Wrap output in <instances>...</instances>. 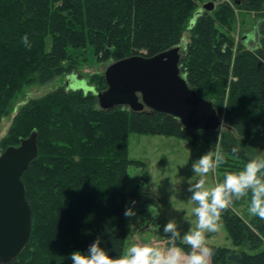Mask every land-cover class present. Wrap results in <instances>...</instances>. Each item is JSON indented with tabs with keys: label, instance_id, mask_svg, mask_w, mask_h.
Instances as JSON below:
<instances>
[{
	"label": "trees",
	"instance_id": "trees-1",
	"mask_svg": "<svg viewBox=\"0 0 264 264\" xmlns=\"http://www.w3.org/2000/svg\"><path fill=\"white\" fill-rule=\"evenodd\" d=\"M206 1L0 0V123L16 92L75 76L78 62L69 48L91 46L100 62H117L176 48L186 33L190 38L181 72L225 122L223 132H201L166 114L103 111L97 93L107 85L100 74L86 80V90L60 87L28 102L0 143L5 151L33 131L39 135V156L22 179L33 215L32 235L11 264H72L70 254L87 252L98 236L110 256L125 252L130 237L125 210L133 201L144 205L139 191L149 179L145 173L144 184L129 190L128 168L144 166L129 159L132 134L176 137L202 154L219 148L226 157L218 167L223 176L241 169L249 154L258 151L256 144L264 143V39L253 49L235 43V11L226 0L191 26ZM231 1L264 18V0ZM25 34L31 48L21 39ZM234 146H239L237 153ZM221 221L233 244L246 250L209 246L215 250L212 264H264L263 218L247 223L227 207Z\"/></svg>",
	"mask_w": 264,
	"mask_h": 264
},
{
	"label": "rangeland",
	"instance_id": "rangeland-1",
	"mask_svg": "<svg viewBox=\"0 0 264 264\" xmlns=\"http://www.w3.org/2000/svg\"><path fill=\"white\" fill-rule=\"evenodd\" d=\"M211 1L214 0H207L203 5ZM218 1L216 7L225 0H220L221 3ZM226 1L230 3L235 11L236 21L233 31L235 43L242 41L247 44L248 49L256 48L258 43L264 39V33L260 31L264 25V18H258V14L236 7L235 2L231 0ZM203 5L200 6V9H203ZM185 38L180 45L182 56L185 53L187 39L190 38L189 33L185 34ZM50 47L51 39H48V51ZM69 54L73 60L78 62V71L74 74L75 76H60L45 86L37 84L24 87L23 90L16 92L12 101H10L8 114L0 123V143L8 135L15 117L25 104L32 100L42 99L60 87H67L69 90L82 89L87 79H93L94 76L99 74L104 75L107 68L114 63L100 62L95 56L94 48L91 46L84 50L69 48ZM96 81L98 82V80ZM221 117L223 126L220 130L223 132L225 122L224 117ZM26 131L27 129L22 130V132ZM256 146L258 151L264 149V143H257ZM3 153L4 150L0 146V155ZM201 155L200 151L176 137L147 134L131 135L129 159L140 161L144 166H130L128 168L129 190L131 191L144 184L145 173L149 179L147 184L139 191L144 205L130 203L128 206L135 210V215L126 216L130 237L126 242L125 252L128 247L137 242L150 243L154 246H166L169 243L167 237L170 234L163 232V224L173 218L177 221L181 235L195 225L196 218L191 211L195 206V202L190 201L192 192L189 190V186L196 183L200 178L199 174L193 169V163ZM222 176L223 174L217 168L215 172L208 174L206 183L213 185L217 180H221ZM248 204L249 197L244 196L238 200L233 198L228 207L247 223H250L259 216L248 212ZM218 225L217 230L213 232L206 231L205 233V243L208 246L229 248L236 251L246 250V248L236 247L233 244L221 219L218 221Z\"/></svg>",
	"mask_w": 264,
	"mask_h": 264
},
{
	"label": "water",
	"instance_id": "water-1",
	"mask_svg": "<svg viewBox=\"0 0 264 264\" xmlns=\"http://www.w3.org/2000/svg\"><path fill=\"white\" fill-rule=\"evenodd\" d=\"M215 5V0L203 5L191 26ZM182 59L178 46L154 57L133 56L112 63L104 73L107 88L97 93L99 108L156 112L177 118L187 129L220 131L221 115L211 101L189 87L181 72ZM38 138L33 131L18 147H9L0 155V264L14 262L32 235L33 215L22 179L39 156Z\"/></svg>",
	"mask_w": 264,
	"mask_h": 264
},
{
	"label": "clouds",
	"instance_id": "clouds-1",
	"mask_svg": "<svg viewBox=\"0 0 264 264\" xmlns=\"http://www.w3.org/2000/svg\"><path fill=\"white\" fill-rule=\"evenodd\" d=\"M21 39L25 47L31 48L27 34ZM260 127L257 126L254 131ZM238 150L239 146L232 148L233 153ZM225 159L224 152L217 148L205 152L193 163V169L200 177L189 186L192 192L190 201L195 202L191 211L196 220L195 225L183 235L173 218L163 224V232L170 234L166 246L137 242L115 257L100 246L98 236L87 252L75 250L70 254L72 264H212L215 250L205 243V233L217 230L221 213L233 198L238 200L244 196L249 197L248 212L264 218V149L249 154L241 169L226 171L223 179L217 180L213 185L207 184L208 174L215 172ZM125 215H135V210L127 207ZM177 240L189 245L190 249L185 250Z\"/></svg>",
	"mask_w": 264,
	"mask_h": 264
}]
</instances>
